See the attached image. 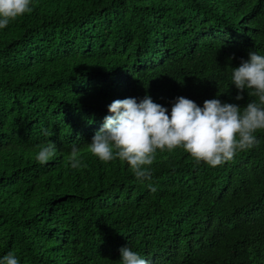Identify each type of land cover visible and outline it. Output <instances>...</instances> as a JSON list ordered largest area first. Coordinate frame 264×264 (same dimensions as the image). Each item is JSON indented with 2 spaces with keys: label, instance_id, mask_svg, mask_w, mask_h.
<instances>
[{
  "label": "trees",
  "instance_id": "16d2710c",
  "mask_svg": "<svg viewBox=\"0 0 264 264\" xmlns=\"http://www.w3.org/2000/svg\"><path fill=\"white\" fill-rule=\"evenodd\" d=\"M0 29V259L19 264H264V129L211 167L157 150L151 180L88 150L115 100H237L264 55V0H31ZM45 132L50 135H45ZM52 141L56 152L36 160ZM75 145L81 166L69 159ZM149 185L155 187L150 191Z\"/></svg>",
  "mask_w": 264,
  "mask_h": 264
},
{
  "label": "clouds",
  "instance_id": "9594fccd",
  "mask_svg": "<svg viewBox=\"0 0 264 264\" xmlns=\"http://www.w3.org/2000/svg\"><path fill=\"white\" fill-rule=\"evenodd\" d=\"M30 5L31 0H0V29L30 13ZM232 84L238 89L237 100L243 99L241 93L245 90H252L248 95L258 99L244 107L210 99L200 107L180 96L173 102L170 115L149 95L139 102L134 97L115 100L108 106L110 115L105 116L102 127L93 135L88 150L104 162H126L140 181L151 180L150 166L157 150L182 147L197 163L219 166L233 159L238 151L251 149L257 143L254 134L264 129V55L250 52L248 60L233 68ZM55 152V143L49 141L40 147L36 160L45 164ZM80 156V150L73 145L69 157L73 168L81 166ZM149 188L157 190L151 185ZM120 257L122 264H149L128 246L120 249ZM0 264L19 261L9 252Z\"/></svg>",
  "mask_w": 264,
  "mask_h": 264
}]
</instances>
